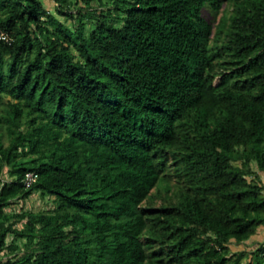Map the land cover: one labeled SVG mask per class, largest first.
Masks as SVG:
<instances>
[{
  "label": "trees",
  "instance_id": "obj_1",
  "mask_svg": "<svg viewBox=\"0 0 264 264\" xmlns=\"http://www.w3.org/2000/svg\"><path fill=\"white\" fill-rule=\"evenodd\" d=\"M49 1L0 0L2 264H264V0Z\"/></svg>",
  "mask_w": 264,
  "mask_h": 264
},
{
  "label": "rangeland",
  "instance_id": "obj_2",
  "mask_svg": "<svg viewBox=\"0 0 264 264\" xmlns=\"http://www.w3.org/2000/svg\"><path fill=\"white\" fill-rule=\"evenodd\" d=\"M69 4L73 7L74 4L72 3L73 0H67ZM45 7H47L50 11L53 12L54 4L52 1L49 0H43ZM224 7V4H222L221 8L217 11L212 10L209 6L204 7L202 10V16L206 19V21L211 24L212 30L214 29V26L219 20V17L221 16L222 9ZM60 20L65 21L63 16L56 15ZM3 101L4 99L1 98L0 105L1 108H3ZM252 167L255 168V165L252 164ZM264 177V173L262 174ZM5 180H10V178L5 175ZM51 207L50 202L47 200V198H41V196L38 193H32L29 195L26 199H15L13 200V203L5 208L6 212L12 213V212H20L21 210H31V211H37V210H47ZM5 225L4 222L0 221V228ZM21 224H18V227H20ZM15 242L17 244L18 249L14 252H10V249H5L0 253V264L6 262L7 260H12L18 258L25 249L26 240L25 238H17L14 239V236L12 234L8 235L6 238V243L10 244L11 242ZM260 242H264V227H260V230L258 233L251 239L247 240L243 244H231V249L236 251L239 249H246L251 250L254 247L257 246Z\"/></svg>",
  "mask_w": 264,
  "mask_h": 264
},
{
  "label": "built area",
  "instance_id": "obj_3",
  "mask_svg": "<svg viewBox=\"0 0 264 264\" xmlns=\"http://www.w3.org/2000/svg\"><path fill=\"white\" fill-rule=\"evenodd\" d=\"M0 39L3 40H8L9 37L6 33H4L3 31L0 30ZM37 179V175L33 172H27L24 176V184L26 186L30 185L31 183H33L35 180Z\"/></svg>",
  "mask_w": 264,
  "mask_h": 264
}]
</instances>
